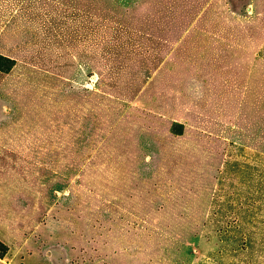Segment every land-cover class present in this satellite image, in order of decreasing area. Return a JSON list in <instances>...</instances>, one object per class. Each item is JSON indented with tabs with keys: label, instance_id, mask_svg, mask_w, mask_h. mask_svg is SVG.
<instances>
[{
	"label": "rangeland",
	"instance_id": "rangeland-1",
	"mask_svg": "<svg viewBox=\"0 0 264 264\" xmlns=\"http://www.w3.org/2000/svg\"><path fill=\"white\" fill-rule=\"evenodd\" d=\"M206 1L1 0L0 264H264V47L212 38L181 126L139 104Z\"/></svg>",
	"mask_w": 264,
	"mask_h": 264
},
{
	"label": "crops",
	"instance_id": "crops-1",
	"mask_svg": "<svg viewBox=\"0 0 264 264\" xmlns=\"http://www.w3.org/2000/svg\"><path fill=\"white\" fill-rule=\"evenodd\" d=\"M5 5L6 2L1 6L0 0V10ZM181 21L182 18L180 22H171L172 28L167 26L164 31L175 34H170V38H160L155 44L154 52L159 56L158 65L149 74V84L145 85L144 97L139 104L148 111H169L172 102L176 100L173 103L176 104L174 109L182 113L173 121L185 124L184 121L189 119L184 113L194 111L188 104H193L194 97L202 92V86L194 79L196 75L206 74L202 70L203 65L199 64L195 68V63H200L199 58L204 57L201 54L212 38L235 47L240 53H247L257 65V58L264 47V0H248L243 11L233 9L229 0H207L187 27L184 28ZM9 22L5 19L3 23L6 25ZM223 68L218 66L213 69L216 76H226ZM188 79L192 80L191 83L182 93L179 92L181 82ZM180 93L184 94L181 100L173 98ZM243 95H247V90Z\"/></svg>",
	"mask_w": 264,
	"mask_h": 264
},
{
	"label": "trees",
	"instance_id": "trees-1",
	"mask_svg": "<svg viewBox=\"0 0 264 264\" xmlns=\"http://www.w3.org/2000/svg\"><path fill=\"white\" fill-rule=\"evenodd\" d=\"M14 63V61L13 60H10V59H8V58H6V57H4V56H2L1 54H0V66L2 67V68H6V69H9L10 68V64L12 65ZM176 123H179V122H176ZM178 125H180L181 126V124L179 123Z\"/></svg>",
	"mask_w": 264,
	"mask_h": 264
}]
</instances>
